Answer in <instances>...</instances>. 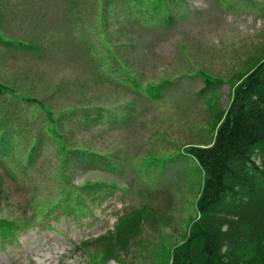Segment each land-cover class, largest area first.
<instances>
[{"label": "rangeland", "instance_id": "374dc122", "mask_svg": "<svg viewBox=\"0 0 264 264\" xmlns=\"http://www.w3.org/2000/svg\"><path fill=\"white\" fill-rule=\"evenodd\" d=\"M263 60L264 0H0V264H170L202 182L186 151ZM134 212L125 251L93 241Z\"/></svg>", "mask_w": 264, "mask_h": 264}, {"label": "trees", "instance_id": "16d2710c", "mask_svg": "<svg viewBox=\"0 0 264 264\" xmlns=\"http://www.w3.org/2000/svg\"><path fill=\"white\" fill-rule=\"evenodd\" d=\"M163 23H170L169 18ZM19 48L36 53L32 46ZM116 65L120 73L121 67L117 62ZM127 80L136 87L134 72L127 73ZM204 86L205 90L211 88L206 80ZM10 88L0 83V94L12 91ZM162 88L165 84L159 86L156 96H160ZM205 90L201 93L199 90L197 95ZM70 113L66 112L67 119ZM82 118L87 122H101L88 120L89 111H82ZM102 118L100 114L97 117ZM216 119L219 126L211 145L186 151L198 164L202 182L194 205L196 217L183 235V241L172 247L170 264H264V60L239 82L227 111L218 114ZM36 150L39 153L34 144L31 151ZM86 155L96 159L91 153ZM108 161L106 164L110 166L113 162ZM98 165L108 167L101 162ZM86 189L91 196L98 188L89 185ZM120 221L111 233L113 236L93 240L96 244L102 242L107 252H112L114 247L121 251L127 249L130 239L139 233L142 214L124 215ZM82 246L88 245L84 242ZM243 248L248 256L241 253Z\"/></svg>", "mask_w": 264, "mask_h": 264}, {"label": "bare ground", "instance_id": "6f19581e", "mask_svg": "<svg viewBox=\"0 0 264 264\" xmlns=\"http://www.w3.org/2000/svg\"><path fill=\"white\" fill-rule=\"evenodd\" d=\"M243 84V83H242ZM242 86V85H241ZM258 108V107H257Z\"/></svg>", "mask_w": 264, "mask_h": 264}]
</instances>
